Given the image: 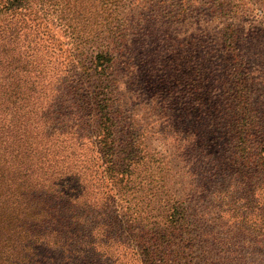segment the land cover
<instances>
[{"label":"trees","instance_id":"16d2710c","mask_svg":"<svg viewBox=\"0 0 264 264\" xmlns=\"http://www.w3.org/2000/svg\"><path fill=\"white\" fill-rule=\"evenodd\" d=\"M124 4L0 0V264H264V77L249 68L264 61V22L221 32L222 49L203 55L217 67L196 56L200 82L171 91L168 109L193 112L188 147L214 133L198 124L209 113L232 148L179 199L161 195L159 162L119 129ZM245 38L258 52L232 47ZM208 166L223 173L213 189Z\"/></svg>","mask_w":264,"mask_h":264},{"label":"rangeland","instance_id":"374dc122","mask_svg":"<svg viewBox=\"0 0 264 264\" xmlns=\"http://www.w3.org/2000/svg\"><path fill=\"white\" fill-rule=\"evenodd\" d=\"M170 1L175 4L167 7ZM174 13L179 15L171 19ZM120 16L125 19L126 27L123 41L114 45L112 66L118 82L113 106L116 117L119 116V129L122 128L123 133L126 128L130 129L131 135L146 144L152 161L159 162L158 166L164 170L158 180L163 186L161 195L187 199L185 193L192 187L191 182L197 175L204 174V161L224 168L225 163L221 161L229 159L232 148L224 131L220 130L223 124L215 123L209 113L202 115L198 124L207 125L214 133L204 129L196 146L188 147L187 143L194 144L189 134L195 123L191 125L187 121L193 112L185 106L168 109L171 91L180 85L181 98L187 96L186 90L195 81L200 82L193 68L194 59L200 56L203 61L207 51L212 50L210 54H214L215 50L222 49L221 32L232 31L239 38V34L244 36L257 26L258 21L263 23L264 0H125ZM50 23L60 40L66 42L68 39L62 30ZM243 42L234 41L232 47L245 51L244 56L246 52L248 55L258 52L250 49L255 45L251 40L245 38ZM215 60L206 59L200 67L213 65L216 68ZM254 67L255 82L261 84L264 61L249 64L251 70ZM256 87L255 94L263 91ZM180 102L186 105L187 100ZM209 166L205 171L213 179V189L223 182V173L219 170L211 175Z\"/></svg>","mask_w":264,"mask_h":264}]
</instances>
